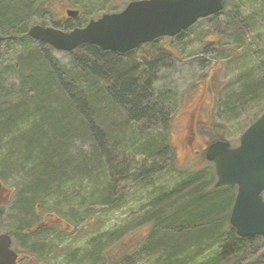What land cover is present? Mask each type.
<instances>
[{
  "label": "trees",
  "instance_id": "1",
  "mask_svg": "<svg viewBox=\"0 0 264 264\" xmlns=\"http://www.w3.org/2000/svg\"><path fill=\"white\" fill-rule=\"evenodd\" d=\"M245 1L240 0L239 8L227 7L231 10L225 9V2L220 13L248 11ZM51 3L0 0V32L9 36L14 50L22 47L12 60L4 56L5 62L0 64V181L3 183L12 174L20 177L17 185L22 187L16 193L22 205L18 207L15 200L9 212L0 211V226L12 229L9 234L15 245L19 242L23 246L20 240L24 239L22 252L29 251L27 259L32 264L56 260L43 256L48 254L51 238L46 231L25 234L37 218L36 206L39 209L43 205L41 211L52 207L51 211L63 215L59 204H43L41 200L62 198L63 205L82 207L79 193L67 196L73 190L65 188L71 178L84 186H79L81 191L91 185V195L97 198L83 208L84 216H76L75 223L81 228L85 220H93L89 212L97 207L115 209L121 205L127 182L143 185L152 180L155 171L161 175L163 170L166 174L179 167L171 138L177 94L164 84V76L160 85L155 79L160 67L168 62L162 55L170 50L163 46L164 50L151 56L143 68L144 64L130 62V53L84 44L67 52L69 60L63 64L53 56L51 46L26 33L32 24H49ZM91 16L95 18L96 13ZM237 28L233 25L235 37L240 34ZM238 44L236 40L221 49L226 57L235 59ZM186 58L176 60L189 61ZM263 74V69L253 65L250 77L241 82L243 91L222 99L225 107L237 112L247 109L248 101L254 104L262 100ZM155 83L159 90L154 88ZM77 141L88 146V154L71 152ZM138 156L148 162L157 160L159 166L150 163L142 173L141 168H129L130 158ZM208 163L184 171L178 181L170 178L168 186H159V192L138 216V223L147 228L146 234L114 263L132 257L154 260V264H264V239L258 235L239 237L230 225L237 186L215 187L213 164ZM150 188L144 187L148 191ZM97 239H91L89 257L84 258L87 254L80 251L81 262L97 264L102 259Z\"/></svg>",
  "mask_w": 264,
  "mask_h": 264
},
{
  "label": "rangeland",
  "instance_id": "2",
  "mask_svg": "<svg viewBox=\"0 0 264 264\" xmlns=\"http://www.w3.org/2000/svg\"><path fill=\"white\" fill-rule=\"evenodd\" d=\"M73 1H68L67 3V0H52V7L50 8L53 12V18L55 20H58L60 18V20L63 21L61 18L62 16H64V10L66 8H78L81 11L79 21L81 23H87L90 19L93 18L91 14L96 13V17H98L105 12L122 10L127 2L131 0H109V2H105L103 0H93L92 2H88L87 0H78V3H75L76 1ZM225 2L228 3L225 8L226 10H231L227 7L232 8L233 5H236L239 8L238 5L240 4V0H225ZM67 4L69 5L67 6ZM245 4L247 6L246 10L255 11L253 12L255 16L254 23L250 27V29L255 30H251L252 34L250 42L253 41L254 36H257L256 41L260 43V46L264 47V0H246ZM47 20L46 22H48ZM74 22H76V20H74ZM206 26L207 24H202L200 29H196V27L191 26L189 30L187 29L188 31L185 30L181 32V36L179 38H170L172 40H169V38L165 36L160 37L153 43L142 45L138 50L129 55L130 62H137V64L139 62L140 64H144L143 68L146 67V62L150 63L151 56L155 55L157 51L161 52L162 46L168 47L170 49V52L175 56V59L173 60L170 53H165L162 55V58H166L168 62L167 64H165V67H160L161 70L160 72L157 71L158 73L155 76V79H159L160 85V83L162 82V78L165 77L164 82L166 83L164 84L166 86H171L177 94L176 107L178 108L174 115L176 119L174 118L175 120L172 126L173 129L171 138L175 146V158L177 160V164L179 165L178 169L167 171L168 173L166 174L163 170V173L161 175H159L158 171H155L156 173L153 177H151L152 180L150 179V181H146L143 185L141 184L139 186H136V184H134L132 181L127 182L125 184V199L121 202V205H119L115 209H104L97 207L96 210L89 212V215L93 216V220L87 223V220H85L84 226H81V228L78 227L77 223H75L76 216H84L85 210L83 208L87 206L88 203L95 202L97 200V198H94L93 195H91V193L93 192L91 185H88L82 190L84 191V193L81 191L84 186L82 187L80 186V184L75 183V178H71L70 182L65 185V188L69 186L70 189H73L71 192L69 190L67 196H73V194L79 193L80 197L82 198L80 200V203L82 205L81 209L76 206L71 207V210H73L72 212L75 213L74 215H70L72 214L71 210L70 214H68V212L65 213V208L63 209V207H65L66 205L62 204V198H54L51 202H48L49 200L42 199L41 201L43 204H59L61 206L60 211H62V216L64 217V219H66L67 223H70L74 228L72 233L64 235L65 245L63 246V249L60 250V258L52 260L51 264H60L61 262H63L64 258V264H85V262L87 261H80V251H82L81 249L84 246L86 248H90L93 246V244L90 245L92 238H98L96 245L102 251V259L97 264H154V260L146 261V259H144L143 261H139L137 258L132 257H127L114 263L118 259V257L121 256L120 254L132 250L138 244L137 242L140 241V239L146 234V226L138 223V216L142 212V209H146L145 207L150 203L153 195L159 192V186L161 185V187H163L164 183L165 185H167L170 178H175L173 181H178L182 177L181 175L184 173V171H191V169L195 168L198 169V167L207 164L208 161L204 158V151L209 141H212L221 135L224 139L230 142V145H238L239 137L243 130H239L238 128L236 129L231 125H229V129H224V127H222L221 129L219 128L216 131H211L208 128H200L198 125L187 131L184 129V118L186 114L183 115L182 112L196 101L197 96L204 92L205 88L201 89L200 86L207 76L206 69H209V67L212 66L211 71H213L212 73H214L215 66L213 64H215L216 66L218 65L216 63H213L212 65H207L205 68L203 67L205 59L211 57L209 55L212 54V49L215 50L214 48H212V45H209L208 51H206V47H204L206 42H208V39L210 38V36L206 34V31L209 29V27ZM200 30L203 31V34L198 35L197 40H192V33L198 32ZM204 34L206 35V37H204ZM189 39H191V41H188ZM20 48L22 47L18 46L17 48H15L13 54L14 56H16L21 51ZM189 52H191V55H195V62L191 63L187 62V60H176V58L184 59L185 57H188ZM5 53L6 49H4V54ZM9 55L10 58H12V55ZM53 56L63 64H66L69 60V56L63 51H54ZM211 60L212 59H210V61ZM125 61L127 62V60ZM251 64L256 63L255 61H252ZM225 68L226 66H224V69ZM230 72L231 70L224 71V73H222L221 77L224 79V81H220L221 85L228 80L229 77L227 78V76L230 74ZM234 75L235 72L233 73V76ZM212 79L214 80V78ZM9 80L11 81L12 79ZM159 85L155 83L154 88L159 90ZM213 96L214 93L212 92L206 93L207 102L209 101V99L213 98ZM206 113L207 111L201 113L203 114L204 121L208 119ZM212 118L216 120V114ZM250 118H253V115L251 116V114H249L248 116L235 117L234 122L243 124L244 121H246V123L249 122L251 120ZM206 126L208 125H205V127ZM191 132L193 133V135L191 134ZM109 145L110 144H107L105 146L110 148ZM71 152L76 155L81 154L82 156L84 154H88L89 149L88 146L83 145L79 143V141H77L72 145ZM130 159L131 160L129 162L131 163H129L128 167L132 168L133 170H138V168H141L140 173H142L150 163H154L156 166H159V161L157 160H151L150 162H148V160L139 156ZM210 165L211 164L208 163L207 166ZM142 168L144 169L143 171ZM17 177L18 178L12 176V174H9L7 179L3 182V184L10 189V191H8L9 194L11 193V196L9 202L3 207H0V210L2 211L1 214L3 213V211L9 212L12 209V205L14 204L15 200V204L18 205V207L22 205L20 199L16 197L18 188H22L19 186L20 183L17 185V181H21L19 179L20 177ZM79 186L82 188H80ZM148 186H151L149 191L148 189H144V187ZM142 188L144 190H142ZM262 196L264 198V192ZM42 207L43 205H40L39 209H41ZM50 208L52 207H48L45 209L46 211H51ZM66 214L70 215L72 219L69 220V217ZM86 217L88 218L89 216ZM2 224L3 223L0 222V225ZM10 231H12V229L7 228V225L5 224L4 227L0 226V232ZM16 247L17 246L13 243L12 248L17 250ZM87 257H89V255H86L84 258ZM22 264H32V262H29L27 258H23Z\"/></svg>",
  "mask_w": 264,
  "mask_h": 264
},
{
  "label": "water",
  "instance_id": "3",
  "mask_svg": "<svg viewBox=\"0 0 264 264\" xmlns=\"http://www.w3.org/2000/svg\"><path fill=\"white\" fill-rule=\"evenodd\" d=\"M222 9L223 0H132L121 11L104 13L68 32L34 24L28 35L57 51L70 52L88 44L124 54L142 43L174 36L197 19ZM67 13L71 17L78 14ZM205 158L213 163L215 187L237 186L229 217L236 234L264 239V113L241 134L239 145L231 147L228 141L218 139L207 146ZM8 190L0 181V203L8 201ZM11 242L8 233H0V264H17Z\"/></svg>",
  "mask_w": 264,
  "mask_h": 264
},
{
  "label": "flooded vegetation",
  "instance_id": "4",
  "mask_svg": "<svg viewBox=\"0 0 264 264\" xmlns=\"http://www.w3.org/2000/svg\"><path fill=\"white\" fill-rule=\"evenodd\" d=\"M49 1L52 2V0ZM68 5L69 4H67V6ZM68 10L77 11L78 14L74 17H71L67 13ZM64 13H65L64 16H62L61 18L63 21H61L59 17H57L59 18L58 20H55L51 15L49 17L48 25L65 32H68L74 29L75 27L84 26L83 23L79 21V16L81 13L80 9L66 8L64 10ZM254 19L255 16L253 13L251 14L250 11L237 10V11H230L225 13L222 12L220 14H216L214 16H210L206 18H200L197 21H195V23L192 25L193 27H196V29H200L202 24H207L206 27H209V29L206 31V34L210 36V38L208 39V42H206L204 47H206V51H208L209 45H212L213 46L212 48L216 50L215 51L212 49V54L209 55L211 57L205 59L203 67L205 68L207 65H212L213 63H216L218 65L216 66L215 64H213L215 66L214 73H212L213 71H211L212 66H210L209 69H206L207 76L204 82H202V85L200 86L201 89L205 88L204 92H202V94L197 96L196 101L193 102L190 106L187 107L186 110L182 112L183 115L186 114L184 118L185 119L184 129L186 131L192 129L197 125L200 128H204V129L208 128L211 131H216L219 128L221 129L222 127H224V129H229V125L234 126V128L236 129L238 128L239 130L245 131L252 123H254L257 119H259L260 116L264 113V98L254 104L253 102L248 101L246 103V106H248L247 109L239 110L237 112H235V110H231L229 107L226 108L225 103L222 102V99H225L226 96L230 97L235 94L239 95L243 91L241 82L244 81L247 77H250V70L251 68H253V65L258 66L264 70V47L260 46V43L256 41L257 36H254L253 41L250 42L251 34H252L251 30H255V29H250L251 25L254 23ZM74 20H76V22H74ZM233 25L238 26L237 30H240V34L237 37H235L236 31L233 29ZM189 29L190 28H188V30ZM192 34H193L192 40H197L198 35L203 34V31L200 30L198 32H193ZM180 36L181 33L174 36H166V37L169 38V40H172L176 37L179 38ZM204 37H206L205 34ZM158 39H155L151 42H147L144 44L153 43ZM236 40L239 42L238 44L239 47L238 49H236V53H238V56L235 59H229L224 54L225 50L221 48L229 47L232 43L234 44ZM188 41H191V39H189ZM41 43L44 45L46 44L43 42ZM144 44H140L135 49H132L126 53H130V54L134 53ZM4 49H6L5 54H4ZM161 50H164L163 46ZM9 54H11L13 58V54H14L13 44L10 45L9 36L2 35V33L0 32V64L4 60V55L6 56L7 59H12L10 58ZM170 54L173 55L172 53ZM188 55L189 56L187 58L189 59V61L187 62H191V63L195 62L194 60L195 55L194 54L191 55V52ZM210 59L212 60L210 61ZM252 61H255L256 64H251ZM224 66H226L225 69ZM229 70H231V72L227 76V78L229 77L228 80L226 79L227 81H225L221 85V82L224 81V79L221 77L222 73H224V71H229ZM234 72L235 75L233 76ZM212 78H214V80ZM211 92L214 93V96L213 98L209 99V101L207 102L206 93H211ZM177 108L178 107L175 108L173 115H175ZM233 109H237V107ZM206 111H207L206 116L208 117V119L204 121L203 114L201 113H204ZM215 114H216V120L212 118ZM249 114H251V116L253 115V118H250L251 120L248 119L250 120L249 122L246 123V121H244L243 124H238L234 122L235 117L248 116ZM174 118H173V123L174 120L176 119ZM205 125L208 126L205 127ZM191 134L193 135L192 132ZM239 141H240V137H239ZM10 196L11 193L9 194V198ZM2 206L4 205L0 203V207ZM36 216H37L36 218L37 221L30 228L26 229L25 234L28 235L39 234V233L41 234L42 232L46 231V233L49 234L50 237L55 236L56 243L54 247L51 249L47 248V250H49L48 254L47 256L43 254V256L49 260L60 258V254L56 253V251L60 252V250L63 249V246L65 245L64 235L66 234L67 231L72 229V226L68 224L67 221L56 212L41 211L38 209L37 206H36ZM11 239L13 244L12 236ZM20 241L21 243H23V246L20 245L18 242V245L16 244L17 250L14 249L15 252L17 253L18 264H22L23 258H27L30 256L29 251H26V254L22 252L25 251L23 250L22 247H26L24 246V239L22 237ZM12 244H11V248H12ZM43 249L46 251V247H44ZM33 251L36 252L37 250L33 249Z\"/></svg>",
  "mask_w": 264,
  "mask_h": 264
},
{
  "label": "bare ground",
  "instance_id": "5",
  "mask_svg": "<svg viewBox=\"0 0 264 264\" xmlns=\"http://www.w3.org/2000/svg\"><path fill=\"white\" fill-rule=\"evenodd\" d=\"M251 12V14L253 13V12H255V11H250ZM65 208V213L66 212H70V210L72 209L70 206H65V207H63V209ZM71 211H73V210H71ZM37 221V219L34 221V223ZM55 243H56V238H55V236H52L51 238H50V242H49V244H48V247L51 249V248H53L54 247V245H55ZM92 251L93 250V246L92 247H88V248H86L85 246L82 248V251H83V254L85 255V254H87V255H89V251Z\"/></svg>",
  "mask_w": 264,
  "mask_h": 264
}]
</instances>
